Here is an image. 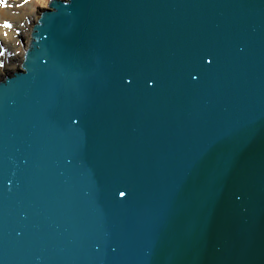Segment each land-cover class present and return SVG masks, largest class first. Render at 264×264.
I'll use <instances>...</instances> for the list:
<instances>
[{
	"label": "water",
	"instance_id": "1",
	"mask_svg": "<svg viewBox=\"0 0 264 264\" xmlns=\"http://www.w3.org/2000/svg\"><path fill=\"white\" fill-rule=\"evenodd\" d=\"M0 264H264V0H50L0 80Z\"/></svg>",
	"mask_w": 264,
	"mask_h": 264
},
{
	"label": "bare ground",
	"instance_id": "2",
	"mask_svg": "<svg viewBox=\"0 0 264 264\" xmlns=\"http://www.w3.org/2000/svg\"><path fill=\"white\" fill-rule=\"evenodd\" d=\"M30 1L6 0L0 6V43L3 44L0 49V80L17 69L22 60V52L29 42L31 28L35 23ZM5 23L10 27H4ZM27 23L26 28L24 25Z\"/></svg>",
	"mask_w": 264,
	"mask_h": 264
},
{
	"label": "rangeland",
	"instance_id": "3",
	"mask_svg": "<svg viewBox=\"0 0 264 264\" xmlns=\"http://www.w3.org/2000/svg\"><path fill=\"white\" fill-rule=\"evenodd\" d=\"M50 0H31L30 3L32 4V8H33V14H34V18H35V22L37 21V18L40 15L41 10L43 9H47L48 8V4H49ZM31 20V18H30ZM28 22V21H27ZM27 24L24 25V27H26ZM27 28V27H26ZM21 34V33H20ZM22 51V50H21ZM20 64L17 66V69L15 71L12 72V74L14 72H16L17 70H19ZM11 74V75H12Z\"/></svg>",
	"mask_w": 264,
	"mask_h": 264
},
{
	"label": "snow or ice",
	"instance_id": "4",
	"mask_svg": "<svg viewBox=\"0 0 264 264\" xmlns=\"http://www.w3.org/2000/svg\"><path fill=\"white\" fill-rule=\"evenodd\" d=\"M27 2V0H25ZM4 3H6V0H0V6H2ZM4 27H10L7 23H5Z\"/></svg>",
	"mask_w": 264,
	"mask_h": 264
}]
</instances>
